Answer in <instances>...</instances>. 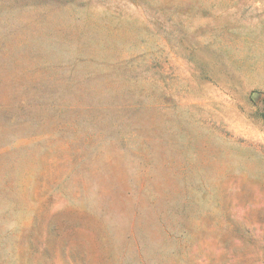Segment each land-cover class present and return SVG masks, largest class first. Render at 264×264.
Returning a JSON list of instances; mask_svg holds the SVG:
<instances>
[{
  "label": "rangeland",
  "instance_id": "374dc122",
  "mask_svg": "<svg viewBox=\"0 0 264 264\" xmlns=\"http://www.w3.org/2000/svg\"><path fill=\"white\" fill-rule=\"evenodd\" d=\"M0 264H264V0H0Z\"/></svg>",
  "mask_w": 264,
  "mask_h": 264
}]
</instances>
